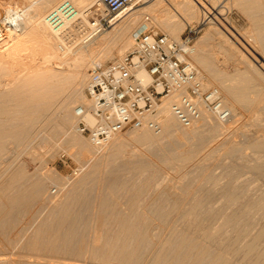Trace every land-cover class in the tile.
Here are the masks:
<instances>
[{
	"label": "rangeland",
	"instance_id": "obj_1",
	"mask_svg": "<svg viewBox=\"0 0 264 264\" xmlns=\"http://www.w3.org/2000/svg\"><path fill=\"white\" fill-rule=\"evenodd\" d=\"M35 1H28L27 5L39 3V0L37 3ZM63 1L66 0H60L57 6ZM159 1L148 0V3H144V6L151 4L148 9L120 20L121 26H131L126 45L122 40L114 43L108 40L116 31L114 27L117 24L106 28L100 33L103 37L90 44L101 45L104 49L99 47L95 54L83 59L82 62L87 65L81 90L85 93L89 71L95 66L90 61L105 64L123 56L132 47V32L138 25L180 39L189 25L204 22L195 42L192 62L201 70L208 86L220 89L225 102L231 85L237 88L232 90L238 91L247 84L250 91L240 89L244 95H236L243 103L241 100L234 105L226 102L233 111L227 121H218L206 113L203 120L194 126L183 127L178 121L175 131L146 143L131 139L140 130L123 132L118 136L126 139L127 145L118 156H112L109 149L111 144L102 149L94 148L87 137L75 129V108L86 101L84 97L79 101L70 100L75 120L65 127L69 131L62 128L60 121L57 122L60 119L55 118L49 125L53 129L46 127L39 137L40 141L38 138L32 145L27 143L29 147L15 146L7 138L5 141L9 143H4L5 148L0 145V149H6L8 156L2 153L3 150L0 153L6 157L2 160L8 166L9 174L5 175L6 168L1 162L5 174L1 170L3 173H0L5 176L0 174L4 176H0V186L8 183L5 182L9 179L7 177L22 170L25 175L19 176V183H13L9 194H15L19 188L33 187L31 185L39 179L40 182L43 180V185L40 184L38 189L41 194L30 197L12 210L9 216L0 219V264H154L156 257L161 259L157 260L158 264H193L194 259L198 262L194 264H231L230 261H233L232 264H257L262 256L261 263H264V66H260L264 63V0H209L207 6L193 9L184 18L169 16L168 24L163 25L154 18L153 13ZM138 5L143 7L142 2ZM172 12L175 13L172 10V15ZM207 12L211 16L206 19L203 13ZM145 16H150V23L145 22ZM9 26L3 25L4 32ZM27 45L31 47L34 43ZM54 45L60 60L52 59L50 65L57 69L61 67L65 75L69 74L72 68L70 61L65 63L59 58L65 51L59 50L57 39ZM109 48L119 50V55L109 57ZM234 91V94L238 93ZM7 129L9 127H0V133ZM51 129L54 133L59 129V135L52 133L53 137ZM74 134L87 141L91 153L81 158L76 155L71 140ZM1 138L0 144L4 141L3 136ZM1 201L0 206L4 204V200ZM65 205H72L74 212L68 223L59 229L62 209L67 207ZM98 217L102 218L104 225L100 224ZM56 231L60 235L55 243L53 233ZM41 232L43 234L38 236ZM35 240L38 247L33 245ZM82 240L88 241V244ZM155 248L162 254H154Z\"/></svg>",
	"mask_w": 264,
	"mask_h": 264
},
{
	"label": "bare ground",
	"instance_id": "obj_2",
	"mask_svg": "<svg viewBox=\"0 0 264 264\" xmlns=\"http://www.w3.org/2000/svg\"><path fill=\"white\" fill-rule=\"evenodd\" d=\"M28 1L30 3L31 0H5V1L3 0L1 2V4H0V117L3 118V119L0 120V122L2 123V125L0 127H3V126H5L6 128L9 127V129H7L6 132L3 133V131H2V133H3L2 136L4 138V141L7 138H9V139H11L12 142L11 141L10 142L12 144L15 143V146L24 145V147L28 146L29 144L32 145V143H34L35 140L37 141V139L42 135V132L45 131L46 127H50L49 125L54 122L55 118L60 119L58 121L56 119L55 121H57L58 123L60 121L61 125L63 126V127L62 126L61 127L63 129H65V127H67L68 125L73 123V120H75L76 115H74L75 117H73V113H71V110H72L71 106L72 105H71V101L70 100L73 99L74 101H79V99H83V97H84V100L86 99L87 102L85 101V102H83V104L78 105V106H84L85 108H88L90 106V101H89L88 97L86 96V93H84L83 90H81L82 86L85 83V79H86L85 78V73H86L85 72V68H86V65H87V63H84L82 61H83V59H85L86 56H89L91 54L92 55L95 54L96 51L99 49V47H102L101 45L92 46L90 44H92L93 42L94 43L97 42L98 39L103 37L100 34L102 31H100V32L97 31L94 34H92L87 40H85V41L82 40L75 48L66 50L65 53L63 55H61V57H59V58L63 59L62 62L66 63L67 61H70L69 65L71 64V66H72L71 70L68 69L70 71V73L69 74L67 73L65 75V73H63L64 71L63 72L61 71L63 68L58 67L59 69H57L54 66L52 67V65H50V64H52L51 63L52 59L55 60V61L58 59V57L56 55H59V54L57 53L58 51L56 52L57 49L55 48V45H54V40H56V39L58 40V38H57V34L55 32L56 28L51 27L50 24L47 22V18H48V14H49L48 11L51 10V9H52L51 11L57 10L58 7L60 6V4L57 6V3L60 0H39V3H37L38 0L37 1L34 0L37 4H28L27 5ZM66 1H70L76 7V9L78 10L77 16H79V17H84V12L87 9L91 8L92 6H94L96 4V0H66ZM63 2H65V1H63ZM140 2L143 3V7H142V5H138ZM208 2H209V0H161V2L156 4V6L153 8L154 18L157 19V21L159 23H161L162 25L163 24H168L169 16H177L179 18H184V15H186L187 13L192 11L193 9L194 10L195 9H199L200 6H207ZM144 3L145 4L148 3V0H135L134 2L129 4L123 11H121L117 16H115L113 18L114 19V21H113L114 23L110 27L115 26L117 24L114 27V29H116V31L114 33H112L111 36L108 38L109 41H111V42L113 41V43H114V42H116L118 40H122L124 45H126L127 40L129 39V37H128L129 33L128 32L131 29V26L129 27V25H123V24L121 26L120 20L122 18H124V17H129L130 18L132 15H135V14L139 13L141 10L151 6V4H147V5L144 6ZM155 3H156V1H155ZM155 3H154V5H155ZM170 7H172V10H174V12H175V13L172 12L173 15L171 14L172 10L170 9ZM3 12H4V14H2ZM101 14L103 16H106L105 15L106 14V10L104 8H102V13ZM204 16H206L205 18L207 19V18H210L211 14H208V12L207 13H203V17ZM148 17L150 18V16H148ZM146 18H147V16H145V22H146ZM86 21L89 23L90 26H92V24L88 20H86ZM134 21H133V23H134ZM69 23H70L69 21H66L65 25H68ZM148 23H150V22H148ZM5 24L6 25L7 24L10 25L9 26L10 28L9 27L6 28L5 32H4L3 25L5 27ZM145 29H147V27L138 25L137 28H135V30L132 32L133 33L132 34V40H133V36L135 34H138L139 32H141V31H143ZM106 30L107 29H105L104 31H106ZM174 30L177 31V28H175ZM97 35H98L99 38L98 37L94 38ZM91 39H92V41H90ZM101 40L103 41V39H101ZM31 42L34 43L35 46L33 45V46L30 47V46L27 45L28 43L30 44ZM103 42L106 43L105 41H103ZM102 48L104 49V47H102ZM107 50H108V52L110 51V54H107L109 57H112L113 55H116V54L119 55V53H120L119 50H113V49H110V48L107 49ZM194 53H195V47H194L193 54ZM192 55H191V57H192ZM54 57L55 58L57 57V58L54 59ZM59 60L60 59H58V62H59ZM58 62H56V63H58ZM90 63H93L94 65H98L97 60H91ZM260 66L261 67L264 66V63L262 62ZM65 72H66V70H65ZM142 75L145 76V74H142ZM66 76H68V77H66ZM252 80L254 81V79H252ZM243 84H244V82H243ZM246 85H245V87L240 88V89L243 90V89L247 88ZM239 86H237V87H239ZM227 87H228V85H227ZM231 88L233 89L234 87H232V85H231ZM231 88H229L227 90L226 102L234 105L235 103L240 102V100H241V102L243 103L242 99L239 98V97H242L243 92L239 88H238V91L237 90L234 91ZM234 89H237V88L235 87ZM249 89L247 88L245 90H249ZM239 90H240V92H239ZM232 91H234V92L237 91L238 93L234 94ZM245 92H247V91H245ZM239 93H241V94H239ZM237 94L239 95V97L236 96ZM68 100L70 101L69 102L70 104L68 103ZM177 100H178V94H174V95L166 97V98H164L162 100V102H161V104L159 106V110H158L159 119H160V114H161V117H162V119H160V123H161V130L160 131L156 132V131H153V130L148 129V128H141V129H138L140 131H138V133L135 136H133L131 139L133 141H136V142H139V143H146V142L154 140L158 136L160 137L162 134L164 135V133L175 131L177 129L179 119L177 118V116L173 112V105H174V103ZM239 105H241V104H239ZM75 111H76V108H75ZM87 120L89 122H91V118L88 117ZM57 122H55V123H57ZM58 123H57V125H59ZM74 123H77V118H76ZM50 128H52V127H50ZM63 129H61V130H63ZM75 129H76V126H75ZM47 130H49V129L47 128ZM58 130L55 131V133H54L53 130H52L53 132L52 131L51 132L49 131V132L51 133V135H53L52 133H54V135L56 134L55 136H58L59 135V133H58L59 131ZM4 131H5V129H4ZM66 131H64V133ZM2 133H0V134H2ZM61 134H62V132H61ZM54 135H53V137H54ZM117 136H114L107 144H105L102 147H97V146H95L93 144L92 145L94 146V148L97 147V148H101L102 149L103 147L111 144V145H109V149H110V151L112 153V156H115V155L118 156L121 152H123V150H125L124 148H126L125 145H127V144H126V139L124 140V139L120 138L119 136L118 137ZM67 137H69V136H67ZM44 138H45V136H44ZM70 138H71V136H70ZM161 138H162V136H161ZM71 140H72L73 145L76 148V151H77L76 155L78 157L81 158V157L86 156V153H91L90 145L87 143V141H85V139H83L79 135L74 134L72 136ZM4 141L3 142L1 141L2 144H0L1 146H4L3 148H5V144L4 143L8 142V141H5V142ZM39 141H40V138H39ZM127 141H128V139H127ZM27 143H28V145H27ZM69 144H71V143L69 142ZM6 146H7V144H6ZM234 149H236V148H234ZM1 150H3L4 152L2 151V153L5 154V150L6 149L5 150L4 149H0V152H1ZM232 150H233V147H232ZM2 153H0V156H2L1 155ZM4 154H3L2 158L0 157V165H1V162L4 163V161H5V160L4 161L2 160L3 157L5 155L8 156V153H6L5 155ZM105 155H107V154L105 153ZM101 157L103 158L104 155L101 156ZM4 158L6 159V157H4ZM102 158H100L99 160H101ZM8 159H9V157H8ZM102 162H103V160H102ZM7 163H8V161H7ZM4 165H5V163H4ZM4 165L2 164V166H4ZM6 166L7 165L4 166V169L6 168ZM7 169L8 168L5 169L6 172H7ZM0 170L4 172V170L1 169V166H0ZM3 172H1V173H3ZM8 172H7V174H5V172H4V174L8 175L9 174ZM23 172H24V170H22V171H20L18 173L12 174V176H10L11 175L10 174L9 175L10 177L6 176L9 179H7L8 181H5V180L4 181L8 182V183L3 182L5 184L4 185L1 184V186L3 185L2 187L0 186L1 187L0 203H2L1 200H4V204H2L0 206V219L9 216V213L12 210H15L16 208L20 207L21 204H23L27 199H30V197L34 198L36 195L41 194V193L38 192V189L40 188V184H42L41 182L43 180L40 182V179L34 185L33 184L31 185L33 187H27L26 189H20L19 188V190H17L18 192H16L15 194L14 193L13 194H11V193L9 194L10 188L12 189L11 186H14L13 183L15 181H18V183H19L20 180H17L19 178V176L25 175ZM4 174H1V175H4ZM4 176H1V177L4 178ZM1 177H0V181H1ZM1 183H2V181H1ZM16 188H18V187H16ZM28 188H31V189H28ZM35 191H37V192H35ZM77 197H79V196H77ZM65 206H67V207H64V209H62L63 210L62 216L60 215L61 216V218L59 219L60 221L58 220L60 222L59 223V229L64 224L68 223V221H69V219H70V217L72 215V211H73L72 210L73 209L72 205H70V206L69 205H65ZM101 217H103V216H101ZM101 217H98L99 219H97V220H99L100 224L102 225L103 221H102ZM124 223H127V222H124ZM53 224H51V226ZM70 225H71V223H70ZM103 225H104V223H103ZM93 226H94V224H93ZM67 227H68V225H67ZM172 227H174V226H172ZM172 227H170V229ZM72 228H74V227H72ZM95 228H97V227L95 226ZM129 229H127V230H129ZM38 230L41 231L40 229H38ZM147 230H149V229H147ZM171 230H173V228ZM97 231L98 230H96V232L95 231L94 232L97 233ZM175 231H176V229H174V232ZM59 232H61V230H59ZM127 232H129V231H127ZM37 233H35V234H37ZM42 234L43 233L41 232V233H39L38 236H40ZM53 234H55V237L52 236L53 237V241L55 242V241L58 240V235H60V234L57 233V231L55 233H53ZM123 234H124V232H123ZM49 235H51V234H49ZM131 235H133V233ZM131 235H129V236H131ZM146 236H147V234H146ZM52 237H51V239H52ZM173 237L174 236H172V238ZM96 238H98V237H96ZM145 238L144 239L140 238V239L145 240ZM257 238H258V236H257ZM46 239L48 240V238H46ZM66 239L68 241V238H66ZM183 240H185V239H183ZM259 240H261V238ZM82 241H85V240H82ZM85 242H87V244H88V241H85ZM140 242H142V241H140ZM35 243L37 244L36 240L34 241V244H33L34 246L36 245ZM42 243H44V242H42ZM89 243H91L90 240H89ZM95 243H97V242H95ZM47 244H48V242H47ZM52 244H54V243H52ZM138 244H140V243H138ZM256 245H257V243H256ZM242 246H243V244H242ZM242 246H241V248H242ZM247 246H248V243H247ZM250 246L252 248V244ZM35 247H38V246L36 245ZM63 247H65V246H63ZM85 247H86V244H85ZM136 247L138 248V246H136ZM237 247L235 246V248H237ZM95 248H96V246H95ZM251 248H250V250H251ZM256 248H258V245L256 246ZM36 249L37 248H33L34 251H37V250L39 251V249H37V250ZM94 249H92V250H94ZM231 249H233V248H231ZM239 249L240 248L238 247V250ZM85 251H86V249H85ZM88 251L89 250H87V252ZM155 251L157 252L156 248H155ZM227 251H229V250H227ZM156 252H154V254H156V255L160 254V253H158V252L156 253ZM161 252H163V251H161ZM246 252H247V250H246ZM253 252L251 250V253H253ZM257 252L258 251H256V253ZM82 253H83V251H82ZM132 253H134V252H132ZM234 253H235V251L233 252V255H234ZM251 253H249V254L251 255ZM262 253L263 252L259 253L260 256H261ZM186 254L188 255V253H186ZM221 254H219V255H221ZM223 254H225V253H223ZM125 255H126V253H125ZM134 255H135V253H134ZM233 255H230V256H233ZM248 255H246V256H248ZM262 255H264V254H262ZM237 256H239V255H237ZM246 256L243 257V258H246ZM164 257H165V255H164ZM258 257H257V259H258ZM119 258H117V259H119ZM225 258H226V256H225ZM230 258H229V260H230ZM262 258H263V256H262ZM262 258H261V262H263ZM155 259L159 260V258H157V257ZM184 259H183V261H184ZM220 259H222V257ZM148 260H150V259H148ZM151 260H153V259H151ZM157 260L154 261L155 262L154 264H158ZM194 260H193L194 263H198V262H196ZM232 260H234V259H232ZM250 260H252V259H250ZM250 260H249V262H250ZM47 261H49V260H47ZM128 261H130V260H128ZM183 261H181V262H183ZM241 261H242V259H241ZM259 261L258 262L256 261L257 264L258 263L259 264H264V263H261ZM169 262H167V263H169ZM123 263H124V261H123ZM211 263H212V261H211ZM230 263L232 264L233 261H230ZM237 263H239V260H238ZM38 264H40V262ZM130 264H131V262H130ZM150 264H151V262H150ZM162 264H164V263H162Z\"/></svg>",
	"mask_w": 264,
	"mask_h": 264
},
{
	"label": "built area",
	"instance_id": "obj_3",
	"mask_svg": "<svg viewBox=\"0 0 264 264\" xmlns=\"http://www.w3.org/2000/svg\"><path fill=\"white\" fill-rule=\"evenodd\" d=\"M134 1L96 0L84 17L77 16L78 10L70 1L63 2L47 18L50 26L56 28L59 50L73 49L95 32L104 31ZM102 8L106 16L101 14ZM146 20L150 18L147 16ZM66 21L70 23L65 25ZM203 24L189 25L180 39L148 27L133 36L132 47L123 56L93 66L85 87L90 106H78L75 111L77 131L97 147L123 132L141 128L158 132L159 106L164 98L174 94H178V100L173 112L183 127L199 123L206 113L218 121H227L232 111L222 92L206 84L191 59Z\"/></svg>",
	"mask_w": 264,
	"mask_h": 264
}]
</instances>
